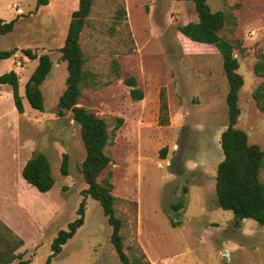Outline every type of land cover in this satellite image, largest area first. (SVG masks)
<instances>
[{"label": "rangeland", "instance_id": "374dc122", "mask_svg": "<svg viewBox=\"0 0 264 264\" xmlns=\"http://www.w3.org/2000/svg\"><path fill=\"white\" fill-rule=\"evenodd\" d=\"M80 0H53L37 9V0H0V18L17 19L15 29L0 34V76L12 70L20 77L25 113L19 115L11 87L0 86V212L7 214L30 240L27 264H46L60 230L75 221L88 184L80 126L71 112L58 114L66 90L67 63L62 59L69 25ZM213 12L227 16L221 37L233 43L244 86L237 128L250 144L264 150V112L254 98L264 78L255 71L264 61V0H208ZM23 11L18 15L13 6ZM125 8L126 15L120 16ZM198 21L195 4L173 0H95L81 36L87 84L79 106L107 121L113 134L105 152L112 158L99 182L110 180L116 215L123 220L125 252L133 261L152 264H264V225L248 219L235 226V215L217 205L216 177L224 160L221 135L228 126L229 91L222 57L211 47L191 45L179 27ZM49 54L53 69L42 89L45 112L31 107L26 84L39 65L23 51ZM134 76L142 100H134L125 79ZM169 106V124H161V93ZM124 124L116 130L117 119ZM167 149L166 156L163 150ZM46 154L55 179L41 193L25 187L18 170L32 157ZM70 174L61 173L64 155ZM264 182V168L261 171ZM27 190L24 206H12L10 193ZM180 203L183 207L176 209ZM59 212L56 216L54 212ZM175 221L178 225L173 224ZM112 228L99 201L87 196L85 225L52 264H121L110 238ZM38 244L40 246L38 247ZM0 223V256L14 247ZM12 264H20L15 261Z\"/></svg>", "mask_w": 264, "mask_h": 264}, {"label": "trees", "instance_id": "16d2710c", "mask_svg": "<svg viewBox=\"0 0 264 264\" xmlns=\"http://www.w3.org/2000/svg\"><path fill=\"white\" fill-rule=\"evenodd\" d=\"M53 0H37V9L49 5ZM189 1L195 4L198 13V21L190 22L179 27L180 37L191 45L208 46L220 54L223 69L228 80L229 91L226 98L228 106V126L221 135V148L224 160L218 165L216 177V200L217 205L225 210L232 211L235 215V226L241 227L244 220H254L264 225V182L261 180V171L264 168V150L257 144H250L248 134L237 128L241 114L238 105L239 92L244 86V78L238 72L240 64L235 56L233 43L221 37L220 32L225 28L227 16L223 11L213 12L208 0H173ZM95 0H80L79 8L74 11L69 25L68 34L64 46L61 48L62 59L67 63L68 77L66 79V90L59 98L58 114L64 116L66 112L73 114V119L80 126L81 136L86 148V159L83 163L84 180L88 188L84 191V199L78 209V218L69 223L67 230L59 231L52 243V254L46 264H52L63 249V246L72 239L78 230L85 225L86 198L87 196L99 201L103 207L105 216L112 228L111 244L119 257L121 264H152L142 258L133 261L125 252L124 238L121 234L123 220L116 215V197L112 194L113 184L110 180L99 182V177L112 163V158L105 152L113 136L109 132L106 120L96 114L79 106L83 90L87 84L85 72V54L81 46V36L88 19L91 15ZM126 10L120 11V16H125ZM17 19L6 21L0 18V34L7 35L14 31ZM16 51H3L0 58L6 59L16 55ZM25 56L31 60H39V65L26 84L25 96L32 108L45 112V97L43 85L47 81L53 69V61L49 54L37 55L31 49L23 51ZM258 75L264 78V61L255 66ZM125 83L131 87V96L134 100H142L144 93L138 87L137 79L130 76ZM11 87L14 103L19 115L25 113L23 97L20 93V77L12 70L0 76V86ZM254 98L261 111L264 112V81L254 92ZM161 124H169V106L165 90L161 93ZM116 130L124 124L123 118L117 119ZM167 149L163 150L166 156ZM61 173L64 176L70 174L69 156L64 155ZM22 176L27 184L41 193L51 191L55 185L52 174V166L49 157L39 153L25 164ZM183 207L180 203L176 209ZM0 223L3 222L0 220ZM173 224H178L173 221ZM4 225V224H3ZM5 226L6 233H10L14 240L7 252L0 256V264H12L21 255H15L16 249L23 245V241L13 235ZM20 264L24 262L20 261Z\"/></svg>", "mask_w": 264, "mask_h": 264}, {"label": "crops", "instance_id": "0c3cea01", "mask_svg": "<svg viewBox=\"0 0 264 264\" xmlns=\"http://www.w3.org/2000/svg\"><path fill=\"white\" fill-rule=\"evenodd\" d=\"M23 11V10H22ZM15 12H16V10H15ZM17 13V12H16ZM18 14V13H17ZM23 14H24V11H23ZM23 14H18V15H23ZM12 92V91H11ZM27 162H25V164H26ZM25 164L23 165V166H21L20 167V169L18 170V175H19V172H21L22 173V171H23V168H24V166H25ZM23 177V176H22ZM18 179H19V181H20V183H22V185L23 186H25V187H31L29 184H27L26 183V181L25 182H23L22 180H20V177L18 176ZM31 188H33V187H31ZM33 189H35V188H33ZM35 190H37V189H35ZM38 191V190H37ZM39 192V191H38ZM10 193V196L12 197V199L11 200H7V203H11V205L12 206H24L25 205V195H26V193H27V190H23V189H15V190H12V191H10V192H3L2 193V195L3 196H7L8 194ZM59 212L57 211H55L54 212V215L56 216L57 214H58ZM0 220L3 222V224L4 225H6L9 229H10V231L13 233V235L15 236V237H17L18 239H20V240H22L23 241V245L21 246V247H19L18 249H16V251L14 252V254L15 255H21V257L20 258H18V259H16L15 261H22V262H24V264H27V263H29V261H31V259H28L27 257H26V255H27V253H28V251L25 249L26 247H27V244H28V242L30 241V240H32V241H36L37 239H39V238H45L46 237V235H47V232H48V230H47V228H46V224L45 223H43V225H41V224H39L38 225V235H36V234H33L32 236H30V237H25L24 235H23V233H22V231L18 228V227H16L14 224H13V222L12 221H10L11 219L9 218V216L7 215V214H4V213H1L0 212ZM61 231V230H60ZM59 233V232H58ZM58 233H57V235H58ZM77 234V233H76ZM57 235L55 236V238L57 237ZM76 236V235H75ZM74 236V237H75ZM73 237V238H74ZM54 238V239H55ZM72 238V239H73ZM72 239H70V240H72ZM69 240V241H70ZM54 241V240H53ZM68 241V242H69ZM67 242V243H68ZM66 245V244H65ZM64 245V246H65ZM40 246V244H38V247ZM63 246V247H64ZM63 250V249H62ZM62 253V252H61ZM60 253V254H61ZM59 254V255H60ZM14 261V262H15Z\"/></svg>", "mask_w": 264, "mask_h": 264}, {"label": "built area", "instance_id": "2783aa9c", "mask_svg": "<svg viewBox=\"0 0 264 264\" xmlns=\"http://www.w3.org/2000/svg\"><path fill=\"white\" fill-rule=\"evenodd\" d=\"M13 8L16 10V12H17L18 14H23L22 9H21L17 4H15V5L13 6Z\"/></svg>", "mask_w": 264, "mask_h": 264}]
</instances>
